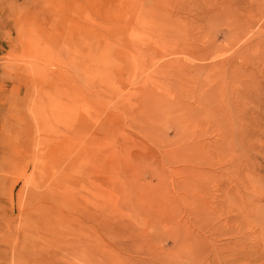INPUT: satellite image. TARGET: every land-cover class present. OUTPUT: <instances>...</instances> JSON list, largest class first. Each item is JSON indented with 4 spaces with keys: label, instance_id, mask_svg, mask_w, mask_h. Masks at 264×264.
Returning a JSON list of instances; mask_svg holds the SVG:
<instances>
[{
    "label": "rangeland",
    "instance_id": "obj_1",
    "mask_svg": "<svg viewBox=\"0 0 264 264\" xmlns=\"http://www.w3.org/2000/svg\"><path fill=\"white\" fill-rule=\"evenodd\" d=\"M0 264H264V0H0Z\"/></svg>",
    "mask_w": 264,
    "mask_h": 264
},
{
    "label": "bare ground",
    "instance_id": "obj_2",
    "mask_svg": "<svg viewBox=\"0 0 264 264\" xmlns=\"http://www.w3.org/2000/svg\"><path fill=\"white\" fill-rule=\"evenodd\" d=\"M209 3H210V1H209ZM221 3H224L223 1H221ZM209 6H210V8H209V10H206V9H202L201 11H200V15L201 16H207V15H209L210 13H211V11H214V10H216L215 9V4H209ZM179 8H182V7H179ZM248 22V21H247Z\"/></svg>",
    "mask_w": 264,
    "mask_h": 264
}]
</instances>
